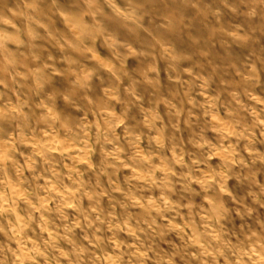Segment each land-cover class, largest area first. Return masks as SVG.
Segmentation results:
<instances>
[{"label":"rangeland","instance_id":"rangeland-1","mask_svg":"<svg viewBox=\"0 0 264 264\" xmlns=\"http://www.w3.org/2000/svg\"><path fill=\"white\" fill-rule=\"evenodd\" d=\"M0 264H264V0H0Z\"/></svg>","mask_w":264,"mask_h":264},{"label":"bare ground","instance_id":"bare-ground-1","mask_svg":"<svg viewBox=\"0 0 264 264\" xmlns=\"http://www.w3.org/2000/svg\"><path fill=\"white\" fill-rule=\"evenodd\" d=\"M13 232V231H12ZM252 259V258H251Z\"/></svg>","mask_w":264,"mask_h":264}]
</instances>
